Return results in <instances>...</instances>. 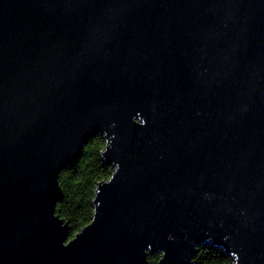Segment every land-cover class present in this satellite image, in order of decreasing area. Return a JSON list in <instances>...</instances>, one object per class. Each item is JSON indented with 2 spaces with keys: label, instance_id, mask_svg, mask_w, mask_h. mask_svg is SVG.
Wrapping results in <instances>:
<instances>
[{
  "label": "water",
  "instance_id": "water-1",
  "mask_svg": "<svg viewBox=\"0 0 264 264\" xmlns=\"http://www.w3.org/2000/svg\"><path fill=\"white\" fill-rule=\"evenodd\" d=\"M112 177L69 239L59 174ZM264 264V0H0V264Z\"/></svg>",
  "mask_w": 264,
  "mask_h": 264
},
{
  "label": "trees",
  "instance_id": "trees-1",
  "mask_svg": "<svg viewBox=\"0 0 264 264\" xmlns=\"http://www.w3.org/2000/svg\"><path fill=\"white\" fill-rule=\"evenodd\" d=\"M106 140L103 135L95 136L83 149L82 156L75 165L67 167L59 174V187L62 190L60 202L55 212L69 225V239L91 223L93 217V200L98 184L112 177L114 166H107L102 152ZM160 255L150 254L147 264H158ZM191 264H234L233 259L222 249L202 245L195 251Z\"/></svg>",
  "mask_w": 264,
  "mask_h": 264
}]
</instances>
